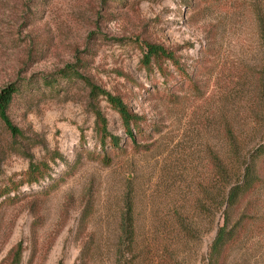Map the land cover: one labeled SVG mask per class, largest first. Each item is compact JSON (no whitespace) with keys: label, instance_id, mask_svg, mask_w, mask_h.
Returning a JSON list of instances; mask_svg holds the SVG:
<instances>
[{"label":"rangeland","instance_id":"rangeland-1","mask_svg":"<svg viewBox=\"0 0 264 264\" xmlns=\"http://www.w3.org/2000/svg\"><path fill=\"white\" fill-rule=\"evenodd\" d=\"M146 43L174 61L146 67ZM263 74L264 0H0L21 130L0 119V264H207L219 202L264 137ZM108 95L141 117L134 139ZM228 215L227 264H264V182Z\"/></svg>","mask_w":264,"mask_h":264},{"label":"trees","instance_id":"trees-1","mask_svg":"<svg viewBox=\"0 0 264 264\" xmlns=\"http://www.w3.org/2000/svg\"><path fill=\"white\" fill-rule=\"evenodd\" d=\"M163 59H170L174 61L173 54L168 49L146 43L144 45V53L142 62L148 67L152 60L157 63ZM159 69L162 70L161 65L158 64ZM60 78L75 79L82 78L81 75L77 74L71 68H65L58 72ZM83 79V78H82ZM55 80L49 79L48 77L43 78V82L50 86ZM260 84L259 89L264 90V74L259 78ZM19 90L17 83L12 82L0 90V119L4 122L7 129L13 136H20L21 130L13 125L7 115V109L13 101L14 94ZM261 90V92H262ZM108 100L112 103V106L118 111L121 116V120L127 135L134 139V131H142L141 117L129 111L125 104L119 98H114L108 95ZM97 122L99 123V133L101 135L102 142L106 137H110V141L113 145H118V138L111 136L106 130V121L102 118L99 112H96ZM221 171V170H220ZM46 173L34 164H30L29 175L31 176L30 181H38L42 179ZM223 177V172H220ZM234 181L229 183V187L224 192L222 200L219 202V211L221 212L222 223L219 224L215 237L209 248V256L207 264H227L232 246L240 236L242 231L240 221L232 222L229 220L228 212L236 201L241 199L247 194V198L264 182V137L248 151L247 157H245L244 168L241 171L234 173ZM246 192V193H245ZM245 193V194H244Z\"/></svg>","mask_w":264,"mask_h":264}]
</instances>
